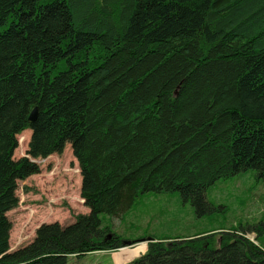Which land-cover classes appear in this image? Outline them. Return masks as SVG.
Instances as JSON below:
<instances>
[{"label": "trees", "instance_id": "16d2710c", "mask_svg": "<svg viewBox=\"0 0 264 264\" xmlns=\"http://www.w3.org/2000/svg\"><path fill=\"white\" fill-rule=\"evenodd\" d=\"M26 130L31 159L70 144L89 213L10 251L17 182L40 172L13 158ZM247 172L264 179V0H0V264L116 251L112 220L145 195L201 215L211 187ZM232 232L150 236L127 264H264Z\"/></svg>", "mask_w": 264, "mask_h": 264}, {"label": "rangeland", "instance_id": "374dc122", "mask_svg": "<svg viewBox=\"0 0 264 264\" xmlns=\"http://www.w3.org/2000/svg\"><path fill=\"white\" fill-rule=\"evenodd\" d=\"M30 134L26 130L17 136L14 160L28 157ZM29 159L38 165L40 172L17 182L18 205L7 213L12 224L10 251L30 243L42 224L67 226L76 215L89 213L80 198L79 168L70 144H66L60 155ZM206 198L210 211L198 215L190 202H184L178 194L145 195L123 224L113 219V227L130 242L140 237H185L204 231L219 240L236 230L264 247V179L247 172L222 180L207 191ZM147 247V241L122 245L116 251L70 257L67 264H127L144 255Z\"/></svg>", "mask_w": 264, "mask_h": 264}, {"label": "water", "instance_id": "95a60500", "mask_svg": "<svg viewBox=\"0 0 264 264\" xmlns=\"http://www.w3.org/2000/svg\"><path fill=\"white\" fill-rule=\"evenodd\" d=\"M37 115H38V108L35 107L31 110V112L28 116V123L32 124L36 120ZM145 241L150 242V238H147ZM130 245H131L130 241H124V243H123V247L130 246Z\"/></svg>", "mask_w": 264, "mask_h": 264}, {"label": "crops", "instance_id": "0c3cea01", "mask_svg": "<svg viewBox=\"0 0 264 264\" xmlns=\"http://www.w3.org/2000/svg\"><path fill=\"white\" fill-rule=\"evenodd\" d=\"M134 256H135V255H134ZM128 258H130L129 254H128ZM132 259H133V257H132Z\"/></svg>", "mask_w": 264, "mask_h": 264}]
</instances>
